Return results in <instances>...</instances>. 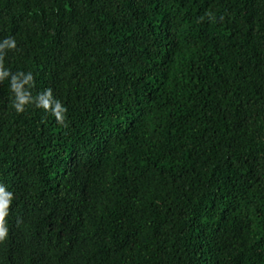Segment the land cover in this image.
Wrapping results in <instances>:
<instances>
[{"label":"trees","instance_id":"trees-1","mask_svg":"<svg viewBox=\"0 0 264 264\" xmlns=\"http://www.w3.org/2000/svg\"><path fill=\"white\" fill-rule=\"evenodd\" d=\"M7 38L0 264H264V0H0Z\"/></svg>","mask_w":264,"mask_h":264},{"label":"clouds","instance_id":"clouds-1","mask_svg":"<svg viewBox=\"0 0 264 264\" xmlns=\"http://www.w3.org/2000/svg\"><path fill=\"white\" fill-rule=\"evenodd\" d=\"M15 49L16 40L14 38H7L2 43H0V49ZM4 53H0V81L9 77L10 72L3 67L2 59ZM33 83V76L29 72L27 76L18 81L16 77L12 78L11 86L12 90L16 94V101L14 107L17 112H23L25 105L29 104L32 100L31 93L25 88V85L31 86ZM39 107L46 111H51V113L60 122L65 119L66 108L60 103V101L53 98L51 90L45 91L40 95ZM12 193L7 191L5 186L0 184V242L5 241L8 238L9 230L6 224V217L9 214V208L12 203Z\"/></svg>","mask_w":264,"mask_h":264}]
</instances>
